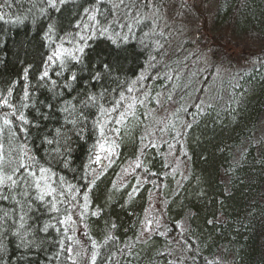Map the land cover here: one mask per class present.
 Instances as JSON below:
<instances>
[{"label": "trees", "instance_id": "obj_1", "mask_svg": "<svg viewBox=\"0 0 264 264\" xmlns=\"http://www.w3.org/2000/svg\"><path fill=\"white\" fill-rule=\"evenodd\" d=\"M175 1L0 0V99L19 109L0 106V151L15 160L23 146L27 164L51 169L57 188L43 200L34 184L0 189L9 196L0 199V264H72L62 221L83 199L95 264H264V61L231 67L197 102L200 88L180 71L187 44L183 56L167 47L164 12ZM215 1L216 30L264 39V0ZM170 107L166 139L147 142L164 122L156 111ZM175 130L187 154L183 177L165 159ZM101 136L113 151L93 174ZM128 161L141 174L118 184ZM155 191L166 233L140 238Z\"/></svg>", "mask_w": 264, "mask_h": 264}, {"label": "rangeland", "instance_id": "obj_2", "mask_svg": "<svg viewBox=\"0 0 264 264\" xmlns=\"http://www.w3.org/2000/svg\"><path fill=\"white\" fill-rule=\"evenodd\" d=\"M215 3V0H176L175 4L169 6L165 12L163 10L165 17L163 23L167 24L170 31L169 34H166L167 47L172 51L176 50L177 56L180 52H182V56L185 53L180 71L183 72L182 76L183 74H191L190 77L188 76V81L195 79L193 81L194 90L198 91V88H200L193 95L197 102L206 100L209 89L216 82L215 78H221L231 67L237 68L249 65L258 61V59L264 61V39L250 33L236 34L234 31L231 32L230 28L218 30L214 28L213 9ZM184 43L187 44L188 51L183 50L181 47V44ZM185 58L187 59L186 62ZM141 90L143 92V89ZM142 92H140V96ZM167 104L170 105L171 103L168 102ZM171 106L175 107L174 103ZM156 113L162 116L165 123L160 122L156 129L146 134L149 136L147 142L151 143L157 139L160 141L166 139V120L172 117L175 111L174 109L167 112L158 110ZM169 115L170 117H168ZM178 132V130H175L173 133L174 139L168 147L165 159L167 170L171 173H178L179 177H183L187 172L188 161ZM108 138H110V141L112 140L109 136L107 138L100 137L92 167L93 174L99 173L106 162L110 160L109 155L112 151L109 152L107 149L111 147V144L105 143ZM102 143L105 144L103 150L99 147ZM97 155L100 156L99 162L96 161ZM121 167L117 176L118 184L138 172L136 171L138 167L136 161H128ZM138 173L141 174V172ZM163 204L164 201L156 191L150 193L140 226V238H147L155 233L165 235L166 223L163 216ZM85 205L87 206L85 207ZM87 208L88 203L83 199L82 202L75 204L68 214L71 215L72 220L66 222L68 229L65 237L68 247L71 246L73 249L71 253L68 252L72 264H90L91 256L96 251L93 244L89 245V241L85 237L84 225L80 219L81 215L88 210ZM179 227H181L179 229H184L187 226L184 223ZM69 237H72V239L69 240ZM221 264H228V261Z\"/></svg>", "mask_w": 264, "mask_h": 264}, {"label": "snow or ice", "instance_id": "obj_3", "mask_svg": "<svg viewBox=\"0 0 264 264\" xmlns=\"http://www.w3.org/2000/svg\"><path fill=\"white\" fill-rule=\"evenodd\" d=\"M49 2L51 3V5L53 7L56 6V0H49ZM61 3H63V0H60ZM124 0H119V3L118 4H114L113 7L114 8H119V6L121 4H123ZM85 11H89L88 9H85ZM91 20L95 21L97 24H99L100 22L97 20L96 16L95 15H90L89 17ZM105 32H107V28H104L101 32V34H104ZM80 52H83L84 49L81 47L78 49ZM64 51H67L66 49ZM54 56L55 57H60L61 56V52H56L54 53ZM74 59L76 57H73ZM49 61H52L53 60V56H49L48 57ZM48 76V72L45 71L43 73V77H47ZM73 79H75V76L72 77ZM10 91V90H9ZM129 91H131V89H129ZM25 98L27 99L28 98V93L25 92ZM124 97L121 96V100H123ZM96 100V97L95 96H90L89 97V101H95ZM119 102H117L118 104ZM0 106H6L10 109H13V115L16 114L17 111H19V109H16L15 106L13 104H11L7 98H4V99H0ZM27 105H22V107H26ZM131 107L132 105L129 104L128 108L129 110H131ZM116 108H112V109H103L101 108V112L107 116L108 113L110 111H115ZM125 119V113L124 112H121L119 114V119L116 121V123H122L123 120ZM19 120L22 121L24 124H27L28 121L26 120L25 116L23 113H20L19 115ZM4 124L5 125H9L12 123L11 120L5 118L4 119ZM101 134L103 135V132H104V128H103V125H101ZM116 131H119L118 129H116ZM51 143V142H50ZM99 147L103 150L105 148V144H100ZM3 148V145H0V149ZM109 152L113 151V148L112 147H109L107 149ZM20 155L16 156L15 160H5V157H4V154L2 153V151H0V189H3V188H8V189H11V188H14L16 187L19 183H24V184H34V186L39 189L41 191V195L39 196V199L40 200H43L44 199V195H51L52 193H55L57 191V188L53 187L52 186V183H51V178L49 175H47L48 173L51 172V169H46L44 167H38L35 162L33 161V164L31 165V167L27 164L26 162V157H27V153L24 151V148L23 146H21V149H20ZM27 159L29 160H33V158L31 157H27ZM96 161L99 162L100 161V156L97 155L96 156ZM5 164H7V167H5ZM24 170L27 175H23L21 174L20 177H19V180L16 179L15 177H17V174H20L21 173V170ZM34 169H37V170H34ZM61 180H63V178L61 177L60 178ZM69 188L71 189V186H69ZM60 195H64L63 192L60 193ZM9 196L8 195H2L0 196V199H8ZM85 199H87V196H85ZM87 205H85L86 207ZM53 207H55V205H53ZM72 220V217L71 215H68L66 216V219L65 221H62V223H65L67 221H71ZM69 240L72 239V237H69L68 238ZM77 243H79V241H77ZM67 251L68 252H72L73 249L71 248V246H69L67 248ZM71 258V257H70ZM91 261H92V264H95V261H96V254L93 253L92 256H91Z\"/></svg>", "mask_w": 264, "mask_h": 264}]
</instances>
